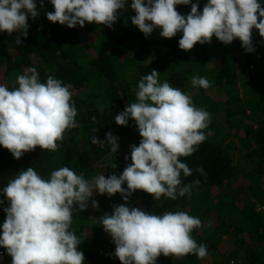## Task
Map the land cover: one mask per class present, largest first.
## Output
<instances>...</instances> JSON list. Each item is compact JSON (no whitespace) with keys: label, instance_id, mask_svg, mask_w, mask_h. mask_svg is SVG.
<instances>
[{"label":"trees","instance_id":"trees-1","mask_svg":"<svg viewBox=\"0 0 264 264\" xmlns=\"http://www.w3.org/2000/svg\"><path fill=\"white\" fill-rule=\"evenodd\" d=\"M192 2H198L202 11L207 0ZM36 4L39 15L35 19L29 16L28 35L20 36L23 44L15 43L19 33L0 32V84L9 89L18 87L16 77L32 67L42 83L49 75L62 80L73 93L79 126L66 133L56 152L41 151L37 146L35 151L15 159L0 146V189L28 167L44 178L64 166L85 179L100 174V167L105 176L121 174L132 163L131 145L138 146L141 137L133 119L127 126H120L115 116L136 102L141 76L154 69L160 72L161 82L167 81L190 95L196 107L211 114L205 130L207 139L193 155L182 158L192 169V175L182 174L183 183H200L193 186L190 198L186 194L176 200L162 197L156 201L143 190H136L127 202L119 193L112 197L94 194L99 207L94 208L89 201L86 210L74 212L72 223L75 234L84 238L78 246L85 256L84 264H121L114 255L111 236L97 220L122 203L155 214L185 211L202 221V227L191 235L207 245L204 259L195 255L172 259L161 254L156 264H264V37L258 30L252 31V52H247L238 38L224 44L215 36L211 43H196L193 49L184 51L178 46L182 33L169 39L160 36L157 29L145 37L132 24L135 12L130 7L121 11L111 28L95 22L69 28L47 19V12L54 11L50 0H43L42 8L40 0ZM176 9L186 15L191 5H177ZM250 66L253 72L249 76ZM192 76L206 77L212 86L207 90L195 88ZM236 99L244 109L234 104ZM101 106L103 111L99 110ZM228 121L235 134L226 128ZM109 131L119 138L115 154L110 145L101 147L91 141L93 135L106 140ZM200 166L205 174L196 171ZM0 199L4 200L0 205L2 225L6 218L3 208L8 202L2 192ZM0 264H12L3 247Z\"/></svg>","mask_w":264,"mask_h":264},{"label":"clouds","instance_id":"clouds-1","mask_svg":"<svg viewBox=\"0 0 264 264\" xmlns=\"http://www.w3.org/2000/svg\"><path fill=\"white\" fill-rule=\"evenodd\" d=\"M54 11L47 12L53 23L74 28L95 22L111 28L122 10L130 7L135 15L131 22L145 37L159 29V35L173 38L182 33L178 46L190 51L196 43H211L215 36L224 44L235 39L247 51H254L252 31L264 37V6L261 0H207L203 10L192 0H50ZM177 5H191L188 14H180ZM43 7V0H40ZM39 15L36 0H0V32L28 35V18ZM160 72L152 70L141 76L135 92L136 102L129 103L115 116V122L127 126L135 121L140 134L138 146L131 145V164L119 175L104 173L85 179L68 166L50 172L44 178L33 167L21 170L0 189L8 202L3 208L6 218L0 228V247L6 249L12 264H84L85 256L78 246L83 241L72 230L74 212L86 210L89 201L94 208V194L112 197L119 193L127 202L136 190L176 200L191 197L194 185L184 184L192 169L182 158L193 155L207 139L205 130L211 114L196 107L192 97L167 81L159 80ZM195 88L209 89V79L192 76ZM18 87L0 84V146L15 159L26 152H56L66 133L79 126L78 110L70 86L49 75L42 83L35 67L18 75ZM103 111V106L99 108ZM95 120V117H93ZM98 129H94L96 132ZM106 140L93 135V144L110 145L118 151L119 138L111 131ZM127 160L128 157L125 156ZM115 167V164L111 165ZM196 171L204 173L202 166ZM127 187H122V185ZM4 200L0 199V205ZM115 244L114 255L121 264H156L163 254L172 259L195 255L207 256V245L191 235L202 227L199 217L185 211L149 213L126 203L113 206L97 220Z\"/></svg>","mask_w":264,"mask_h":264},{"label":"rangeland","instance_id":"rangeland-1","mask_svg":"<svg viewBox=\"0 0 264 264\" xmlns=\"http://www.w3.org/2000/svg\"><path fill=\"white\" fill-rule=\"evenodd\" d=\"M253 67L252 66H250V67H248V72H247V75H251L252 74V72H253ZM1 75V74H0ZM243 97H245L244 95H242ZM236 106H238V108L239 109H244L245 108V106H244V104L240 101V100H238V99H236L235 100V103H234ZM246 113H248V111H246ZM236 118H237V120H239V114H237V116H236ZM232 120V119H231ZM229 123H226L225 124V126H226V128L227 129H230L231 131L230 132H232V133H236L237 131L235 130V128H233L232 126H231V121H228ZM255 127V126H254ZM104 172V169H103V167H100V168H98L97 169V173H103ZM201 264V263H200Z\"/></svg>","mask_w":264,"mask_h":264}]
</instances>
